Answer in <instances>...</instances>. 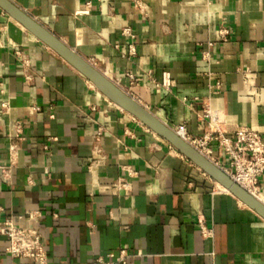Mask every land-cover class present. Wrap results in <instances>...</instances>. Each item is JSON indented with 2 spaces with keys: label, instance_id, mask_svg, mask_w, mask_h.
I'll return each instance as SVG.
<instances>
[{
  "label": "crops",
  "instance_id": "1",
  "mask_svg": "<svg viewBox=\"0 0 264 264\" xmlns=\"http://www.w3.org/2000/svg\"><path fill=\"white\" fill-rule=\"evenodd\" d=\"M12 1L172 128L203 135L209 107L228 134L243 125L264 137V0ZM125 26L134 55H122ZM0 165V221L39 210L50 264H105L97 257L122 248L126 264H264L263 217L1 7ZM259 189L264 198V173ZM6 245L0 234V264H34Z\"/></svg>",
  "mask_w": 264,
  "mask_h": 264
},
{
  "label": "built area",
  "instance_id": "2",
  "mask_svg": "<svg viewBox=\"0 0 264 264\" xmlns=\"http://www.w3.org/2000/svg\"><path fill=\"white\" fill-rule=\"evenodd\" d=\"M85 9L79 12H88ZM122 34L130 38L126 51L122 52L123 56L136 54V35L130 26H125L122 29ZM19 53V51H16ZM25 65H29L27 60L24 61ZM130 78L134 79L132 73H128ZM26 77L29 79L30 75ZM120 85V81H115ZM173 84L169 71L163 72L161 85L169 89ZM214 92L221 90L220 83L212 85ZM1 92H4L1 89ZM1 108L8 112L11 108L9 100L1 101ZM204 117L207 118L208 130L201 136H191L185 124H180L173 127L174 131L182 138L190 142L202 154L213 161L224 172H226L237 183L245 187L253 194L256 191L260 194L259 177L264 173V137L256 130L239 125L228 134V130L224 127L218 117V114L207 107L204 110ZM13 129L16 134L21 133L23 130V122L15 120ZM215 141L217 144L218 152L226 154L230 157V165H222L215 157L214 150L211 142ZM97 150L99 148L95 146ZM12 159L15 158L16 144L11 143L9 146ZM3 170V176L7 178L9 175V167L0 165ZM28 183L32 184L33 179L28 177ZM119 188L127 187L129 184L122 180L117 181ZM27 222L18 224L14 215H7L0 221V234L4 235L7 239L6 251L12 257H22L31 259L34 264H50L48 251L45 247L43 234L40 228L36 225L39 221L41 213L37 209H29L25 211ZM201 232L204 236H209L212 230L208 228L203 222L200 223ZM130 252L126 248H122L116 259H106L103 256L97 257V260L105 264H126Z\"/></svg>",
  "mask_w": 264,
  "mask_h": 264
},
{
  "label": "water",
  "instance_id": "3",
  "mask_svg": "<svg viewBox=\"0 0 264 264\" xmlns=\"http://www.w3.org/2000/svg\"><path fill=\"white\" fill-rule=\"evenodd\" d=\"M0 7L10 14L16 21L22 24L38 39L47 44L63 59L83 74L107 97L120 105L123 109L137 117L155 133L165 138L183 155L197 164L203 171L209 174L217 182L225 186L246 205L255 210L264 218V201L257 198L245 187L237 183L219 166L202 154L190 142L178 135L174 129L160 119L153 111L133 95L118 85L112 78L107 76L89 60L77 53L73 48L63 42L54 33L45 28L24 9L12 0H0Z\"/></svg>",
  "mask_w": 264,
  "mask_h": 264
},
{
  "label": "bare ground",
  "instance_id": "4",
  "mask_svg": "<svg viewBox=\"0 0 264 264\" xmlns=\"http://www.w3.org/2000/svg\"><path fill=\"white\" fill-rule=\"evenodd\" d=\"M92 83V82H91ZM93 84V83H92ZM219 183V182H218ZM220 184V183H219ZM222 185V184H221ZM223 186V185H222ZM224 189H227L228 191H230L228 188H226L225 186H223ZM253 195H255L257 198H259L260 200H263L264 201V198L259 194L257 193L256 191H253Z\"/></svg>",
  "mask_w": 264,
  "mask_h": 264
}]
</instances>
